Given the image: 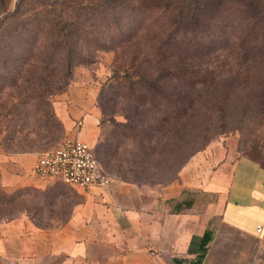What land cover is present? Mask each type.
Returning a JSON list of instances; mask_svg holds the SVG:
<instances>
[{"label":"rangeland","instance_id":"obj_1","mask_svg":"<svg viewBox=\"0 0 264 264\" xmlns=\"http://www.w3.org/2000/svg\"><path fill=\"white\" fill-rule=\"evenodd\" d=\"M13 1L0 0V14L10 10ZM46 2L18 0L16 9L23 19ZM12 14L0 21V227L23 218L43 230L58 228L87 203L88 194L99 195L93 205L124 207L131 189L142 190L147 203L152 195L162 199L161 190L167 188L180 194L164 203L190 199L198 210L210 208L215 228L219 198L201 187L211 173L222 167L230 176L240 157L264 169V41L238 49L226 43L243 26L236 15L227 12L222 21L226 27L205 31L203 41L189 51L214 45L209 57L202 52L203 59L196 62L224 73L212 81L177 76L159 80L168 91L164 99L131 75L140 63L144 72L153 70L144 60L148 46L127 41L141 16L153 17L156 10L131 14L122 9L117 19L92 20L99 44L81 45L88 57L74 59L69 74L60 58L40 60L26 45L16 47L10 41L1 28L11 23ZM248 48L250 56L241 62L237 53L246 54ZM258 50L263 58L250 61ZM80 133L86 134L83 139L110 178L107 187L81 190L32 176L38 153L66 136L80 138ZM0 264L11 262L0 255Z\"/></svg>","mask_w":264,"mask_h":264},{"label":"crops","instance_id":"obj_2","mask_svg":"<svg viewBox=\"0 0 264 264\" xmlns=\"http://www.w3.org/2000/svg\"><path fill=\"white\" fill-rule=\"evenodd\" d=\"M221 168L201 186L219 198L215 228L210 208L198 210L190 199L164 203L180 191L162 189V199L152 195L145 203L135 188L124 207L93 205L99 195L88 194L58 228L43 230L23 218L5 223L0 255L11 264H197L209 230L198 264H264V169L244 157L230 176Z\"/></svg>","mask_w":264,"mask_h":264},{"label":"trees","instance_id":"obj_3","mask_svg":"<svg viewBox=\"0 0 264 264\" xmlns=\"http://www.w3.org/2000/svg\"><path fill=\"white\" fill-rule=\"evenodd\" d=\"M119 1L47 0L45 6L23 19L17 8L11 15V23L1 30L16 47L20 43L26 45L35 58L48 62L60 58L64 72L69 74L74 59L85 60L88 57L81 45L99 44V38L91 29L92 20L105 16L117 19L122 9L131 14L156 10L157 14L153 17L148 14L141 16L137 27V31L141 32L137 33L135 30L127 41L133 45L142 44L144 49L148 46L149 56H144V60L152 64L153 70L144 72L140 63L131 75L149 84L164 99H168V91L161 86L159 80L177 76L191 77L196 81H204L209 77V81H212L216 75L222 74L221 70L209 71V67H204L203 62L201 64L196 62L203 59L199 58L202 52L204 57H209L214 51V45L207 46L205 51H200L201 48L196 50L197 52L189 51L195 44L203 41L205 31L216 33L218 29L226 27V23L222 21L227 12L236 15L243 24L238 31L239 34L234 36L233 40L226 41L232 44V48L238 49L244 45L253 47L252 44L256 40L264 41V0H141L137 4L130 2L121 4ZM103 24L105 25L104 22ZM140 50L133 52L130 59L132 63ZM250 50L245 49L246 54L238 52L237 55L242 57L238 59H241V62L245 61L250 56L247 54ZM261 53L260 50L257 55L253 53L250 61L263 58L260 57L263 55ZM177 101H181L180 98ZM179 206L180 203L177 207ZM210 237L209 230L201 237L197 264L204 255Z\"/></svg>","mask_w":264,"mask_h":264},{"label":"built area","instance_id":"obj_4","mask_svg":"<svg viewBox=\"0 0 264 264\" xmlns=\"http://www.w3.org/2000/svg\"><path fill=\"white\" fill-rule=\"evenodd\" d=\"M31 170L42 182H61L81 190L105 188L110 184L93 147L75 136H66L54 148L38 153ZM260 229L257 226L256 230Z\"/></svg>","mask_w":264,"mask_h":264},{"label":"water","instance_id":"obj_5","mask_svg":"<svg viewBox=\"0 0 264 264\" xmlns=\"http://www.w3.org/2000/svg\"><path fill=\"white\" fill-rule=\"evenodd\" d=\"M17 4H18V0H14L13 4H12V8L10 10H7V11H5V12L0 14V21L3 18H5V17L9 16L10 14H12L15 11V9H16Z\"/></svg>","mask_w":264,"mask_h":264}]
</instances>
